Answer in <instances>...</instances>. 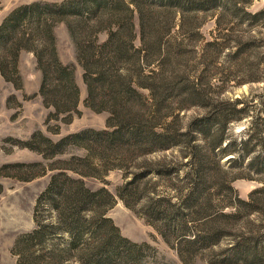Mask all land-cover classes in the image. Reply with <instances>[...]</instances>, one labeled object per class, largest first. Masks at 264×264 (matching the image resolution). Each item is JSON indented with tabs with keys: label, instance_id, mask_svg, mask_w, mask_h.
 Wrapping results in <instances>:
<instances>
[{
	"label": "rangeland",
	"instance_id": "rangeland-1",
	"mask_svg": "<svg viewBox=\"0 0 264 264\" xmlns=\"http://www.w3.org/2000/svg\"><path fill=\"white\" fill-rule=\"evenodd\" d=\"M34 1L36 0H0V25L17 7ZM41 1L59 3L62 11L58 12L54 8L47 10L41 6L33 13L28 10L26 15L41 19V22L36 24V27L29 28L22 24V27L10 33L2 31L1 53L4 57L10 58L11 54L7 51H10L23 29L32 32L38 41L47 44H50L47 31L50 33L51 30L56 48L59 46L65 62L57 51L60 60L75 64L74 79L76 75L79 82L77 108L80 113H60L55 117L52 115L53 107L45 106L41 95L35 94L29 99H23V91L21 92L20 88H15L11 82L0 83V264H55L59 258L63 259L62 264L87 263L85 257L89 254L88 251L84 252L83 248L73 251H59L57 248L67 243L69 238L67 231L60 229H54V233L53 230L49 231L48 236H44V241L34 246L30 245L26 237L38 228L36 221L54 226L59 219L55 208L47 201V196H42L51 178L59 170L49 169V164L56 159L87 157L86 148L71 145L62 155L45 158L42 153L28 148L24 143L30 140L36 131L53 141H59L83 130H114L113 126L107 125L111 117L108 111L95 112L85 106L87 89L83 81V69L75 56L88 41L96 44L105 42L109 36L108 31L115 33L110 48L114 49L117 44L123 47L127 42L126 29L124 26L119 32L116 31L117 22H123L132 10L133 33L136 36L131 43L133 47L139 48L140 52L131 54L129 59L118 55L114 58L127 63L125 67L129 68L130 71L127 72L131 78L136 75L138 67L145 74H155L151 79V82L156 83L154 93L158 97L166 95L167 97L164 96L167 98L166 102L172 101V104H169L171 106L183 105L179 113L180 130L189 129L191 143L199 146L204 145L205 138L197 130V124L188 128L189 123L206 114H213L216 108L227 107L222 102L239 99L237 107L242 108V111L238 116H241L229 118L225 128V141L231 138L237 142L240 139L250 140L251 134L253 137L248 145V151L244 152L242 162L232 165L231 173L239 175L231 182V186L235 193L244 199L252 190L264 186V15L250 25L242 22L240 25L229 24L232 25L229 27L222 21L220 24L215 22L217 15L222 11H225L224 21H235L233 16L237 10L229 6L227 0H215L212 1L213 4L209 2V5L202 8L186 9L183 19L180 11L186 0H135L140 3L141 16L133 0H90L85 5L79 0ZM243 5L251 12L264 10V0H247ZM87 7L91 10L86 12ZM203 11L210 12L207 16L201 17ZM61 17L66 20L68 28L65 22L58 20ZM17 66L19 77L16 75L13 77L14 83L19 87L24 85L26 96H32L36 93L42 76L34 53L29 49H21ZM121 73H125L124 70ZM139 91L148 94L146 89L139 88ZM108 97L113 98V93L108 91ZM176 97L182 98L183 104H176ZM169 98L172 100L169 101ZM110 104L109 101L107 105ZM131 105L132 110L139 108L136 104ZM216 125L215 122L210 129L214 131ZM84 143L92 150L89 151L91 155H88L89 159L97 164L101 161L100 151L104 148L101 144L106 146L109 139L98 140L90 136L84 138ZM32 145L43 148L38 139ZM234 146L236 154L243 153L240 146ZM106 148L107 150L103 149L104 153L117 159L122 154L127 156L132 152L121 146ZM159 156L157 152L136 153L135 160L129 162L126 168L108 169L104 173L99 171L103 174L101 179L93 176L82 177L68 171L74 178L81 177L91 190L105 187L114 195L116 202L108 209L106 217L112 220L119 235L127 238L131 245L122 243L116 258L109 263L107 261L106 264H233L230 262L233 256L231 248L236 239L242 236L255 238L258 235L260 245L263 246L264 199L261 194L256 195V203L260 201V212L257 209L252 210L237 219L200 220L196 214H191L190 206L193 205L187 207L182 201L177 212L179 215L180 212L184 214L181 219L183 230L178 226L179 219L165 221L159 216L154 220V224L164 232L166 238L140 212V207L145 203L144 198L135 200L126 196L133 208L127 207L117 196V187L130 179L132 173L137 170L140 159L153 160ZM228 159L226 157L222 160L226 166L229 165ZM252 159H255L260 170L248 165ZM186 160L183 159L182 162L185 163ZM35 162L46 166L44 174L31 180H24V177L38 169L26 167L27 164ZM113 162L118 163L117 160ZM188 168L189 166L182 165L179 175L182 176ZM152 178V181L157 180L156 176ZM211 187L208 186L205 194L207 191L212 192L211 202L217 203L220 195ZM146 190L143 195L146 193L152 195V191H155L156 196L169 195L172 203L180 202L176 189L167 182L157 181L153 190ZM188 190L189 187L185 186L181 191L185 195ZM124 193L127 195V190H124ZM183 198L181 194V199ZM161 205L165 208V204ZM224 211L234 212V208L227 207ZM219 229L223 231L218 234L215 244L209 245L201 241L206 234ZM107 232L108 229L104 227L102 235L105 238L112 234ZM40 247H44L42 251L45 253L41 252ZM52 247L58 252H55L54 256H49L48 252L52 251Z\"/></svg>",
	"mask_w": 264,
	"mask_h": 264
},
{
	"label": "trees",
	"instance_id": "trees-1",
	"mask_svg": "<svg viewBox=\"0 0 264 264\" xmlns=\"http://www.w3.org/2000/svg\"><path fill=\"white\" fill-rule=\"evenodd\" d=\"M79 1L85 5L90 0ZM212 1L215 0H186V4L181 7V19L185 16L184 10L202 8V6L209 5V2L213 4ZM245 1L247 0H227L228 5L237 10L236 15L233 16L235 21H224L225 11H222L217 15L215 22L220 24V21H222V23L228 25H240L242 22H246L250 25L264 15V10L257 12L246 10V5H243ZM133 2H135L141 16L140 3L135 0ZM39 6L47 10L54 8L58 12L62 11L61 4L48 1H34L20 5L2 22L0 33L2 31L10 33L23 25L29 28L31 26L36 27L41 19H34V16L26 15V12L30 10L33 13ZM90 10L87 7L86 12ZM132 11H129L123 22H117L116 31L119 32L124 26V29H126L127 42L123 47L117 44L114 49L110 48L115 33L108 31L109 36L105 42L96 44L88 41L75 56L83 69V81L87 89V96L84 100L85 106L95 112L108 111L111 117L108 119L107 125L113 126L114 130L96 131L88 129L62 138L59 141H53L41 132L36 131L30 137V140L24 143L28 148L42 153L45 158L62 155L67 147L71 145L83 146L89 155L91 149L85 145L84 138L90 136L96 137L98 140L109 139L106 146L101 144L104 150H107L106 147L121 146L122 148L126 147L127 151H132L130 155L125 156L122 154L117 159L116 157H109V154L104 153L102 149L103 151H100V154H102L101 161H98L97 164L89 159L91 155H87L83 158L71 157L68 160L56 159L48 166L49 169L59 170L51 178L42 196L48 197L46 199L50 202L51 207L55 208L59 219L54 226L36 221L38 228L26 237H28L30 245L34 246V244L40 245L44 241V236H48L49 231L53 230L52 233L55 232L54 229L67 231L69 232L67 243L57 248H59V251H73L83 248V251H88L89 254L88 257H85V262L88 260L85 264H106L107 261L109 263L116 258L122 243L131 245V242L120 236L112 220L106 217L108 209L116 202L114 195L105 187L91 190L85 185L81 177L74 178L68 171L75 172L82 177L93 176L101 179L102 173L108 169L126 168L129 162L135 160L136 153H159L160 156L157 159H140L137 170L132 173L129 180L117 187L116 194L129 208H133V206L129 203L128 196L133 197L135 200L144 198L145 203L140 207V212L151 224L156 226L154 220L159 216L165 221L175 218L179 219L178 226L181 230L184 228L181 222L184 214L180 212L179 215L177 209L182 201L187 207L188 205L194 206H190L192 207L190 210L192 215L196 214L198 216L197 219L207 218L209 220H206L210 221L214 219H237L240 215L248 214L256 209L260 212V201L256 203V195L261 194L264 199V186L249 192L246 199L240 198L231 186V182L239 175L231 173L232 165L242 162L244 152L248 151V145L253 137L251 134L250 140L240 139L237 142L231 138L225 141V128L229 118L241 116H238L242 111V108L237 107L239 99L222 102L227 107L216 108L213 114H206L204 117L193 119L189 123L188 128H190L189 126L192 127L193 124L194 126L197 124V130L205 138L204 145L199 146L191 143L192 136L189 135V129L188 131L180 130L179 113L182 111L183 105L171 106L169 104H172V101L167 103L166 95L158 97L154 93L156 83L151 82V79L155 74H145L138 67L136 68V75L131 78V75L127 72L130 71L129 68L125 67L127 63L119 62V58H114L115 55H118L129 59L131 54L140 52V49L133 47L131 43L136 36L133 33ZM20 12L21 14H19ZM203 12L201 17L207 16L210 11ZM58 20L66 21L62 17ZM138 22H140V18ZM65 24L68 28V24L66 22ZM232 25H229V27ZM47 37L50 44L38 41L33 33H30L27 29L20 31L10 51H7L11 54L9 59L6 56L4 57L0 48V72L7 81L12 82L15 88H21L14 83L15 79L13 78L15 75L19 77L18 54L21 49L31 50L35 55L37 67L42 74L38 94L41 95L43 104L53 107L54 113L52 115L55 117L60 113L70 114L75 112L79 114L80 111L77 108L79 89L74 79L75 64L64 63L60 60L54 43L55 37L51 30L50 33L47 31ZM122 70L125 73H121ZM139 88L148 90V94H143L139 91ZM108 91L113 93V98L108 97ZM33 96L35 95L26 96L23 93V99H29ZM170 100L172 99L169 98ZM109 101L111 104L107 105ZM175 101L176 104H183L180 97H176ZM131 104H136L139 108L132 110L133 105ZM142 107L146 108L142 109ZM215 122L217 124L216 129L212 131L210 127ZM36 139L43 144V148L32 145ZM234 145L240 146L243 153L236 154ZM230 155H235V157ZM226 157L229 158V161H227L228 166L222 162ZM183 159H187L185 163L182 162ZM113 160H117L118 163H114ZM182 165H187L189 168L180 176ZM248 165L255 170H260L255 159L250 160ZM26 167L38 169L31 175L24 177V180H31L43 175L46 168L39 162L27 164ZM99 171H102V173ZM152 176H156L157 180L152 181ZM102 181L104 180L102 179ZM157 181L167 182L168 185L174 186L177 198L180 201L179 204L172 203L169 195H154L155 191H152V195L147 193L143 195L147 191L146 189L153 190ZM211 185H213V188ZM185 186L189 187V190L187 194L183 195L181 190ZM208 186L220 195L217 203L211 202L213 201L212 192L207 191L208 193L205 194L206 189H209ZM124 190H127V195ZM181 194L184 196L183 200ZM161 204H165V208H162ZM227 207H233L234 212H225L224 209ZM104 227L108 229V234L112 233L107 238L102 235ZM156 228L166 238L164 232L159 227L156 226ZM221 231L223 229L206 234L201 238V241L209 245L215 244ZM84 235H86L85 238ZM257 237L259 236L257 235L255 238L242 236L240 239H236L231 248L233 256L230 262L233 264H264V240L263 246H261L260 238ZM43 248L40 247L39 249L45 253V251H42ZM53 249L54 247H52V251ZM52 251L48 252L49 256H54L56 255L55 252H58L56 248L54 254ZM62 262L63 259L59 258L55 264H62Z\"/></svg>",
	"mask_w": 264,
	"mask_h": 264
},
{
	"label": "crops",
	"instance_id": "crops-1",
	"mask_svg": "<svg viewBox=\"0 0 264 264\" xmlns=\"http://www.w3.org/2000/svg\"><path fill=\"white\" fill-rule=\"evenodd\" d=\"M36 1H41V0H36ZM1 22V21H0ZM57 51L59 52V55H60V57H61V51H60V48H59V46H57ZM61 59H62V57H61ZM63 60V59H62ZM64 61V60H63ZM71 61V60H70ZM65 62V61H64ZM73 62V61H72ZM5 82H9L10 83V81H7L4 77H3V75L1 74V72H0V83H5ZM75 82H76V84H77V86L79 87V82H78V79L76 78V75H75ZM12 83V82H11ZM39 87H40V82H39V86H38V88L35 90L36 91V93H34V94H32V95H35V94H38V91H39ZM20 91L22 92L23 91V93L24 94H26V91L24 90V85L20 88ZM23 93H22V97H23ZM6 102H7V98H6Z\"/></svg>",
	"mask_w": 264,
	"mask_h": 264
}]
</instances>
